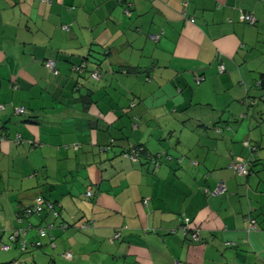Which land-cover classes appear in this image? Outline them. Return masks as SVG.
Masks as SVG:
<instances>
[{"label": "crops", "instance_id": "1", "mask_svg": "<svg viewBox=\"0 0 264 264\" xmlns=\"http://www.w3.org/2000/svg\"><path fill=\"white\" fill-rule=\"evenodd\" d=\"M262 75L264 0H0V264H264Z\"/></svg>", "mask_w": 264, "mask_h": 264}, {"label": "built area", "instance_id": "2", "mask_svg": "<svg viewBox=\"0 0 264 264\" xmlns=\"http://www.w3.org/2000/svg\"><path fill=\"white\" fill-rule=\"evenodd\" d=\"M42 2H46V3H49L51 2V0H41ZM131 5L132 3L131 2H127V12L129 13L130 12V9H131ZM184 16H186V11L183 13ZM245 20L250 22L251 24H254L256 22V19L253 15H246L245 16ZM191 21L194 22L195 20L193 18H191ZM154 39L158 40L159 37L158 36H153ZM48 66L49 67H54L55 66V62L54 61H49L48 62ZM224 66H221L220 67V70L221 71H224ZM81 70V68H78ZM98 77V75H96V78ZM17 113L19 114H22L24 113L26 110L24 107H19L17 110ZM125 156L130 158L132 161H139V157H140V150L139 149H133L132 152H128V153H125ZM235 169L241 173V174H244V175H247L248 174V168L247 166L243 163V161L241 160L240 162H237L235 165ZM226 190V187L224 185V183H220L219 186L216 188V190L214 191V195H219L221 193H223L224 191ZM88 197H92L93 194H92V191H88L87 194H86ZM145 204H148V200H145ZM45 205H47L48 209L50 211H52L53 213H55L56 216H58V212L56 211V208H55V205L50 202V203H45V201L39 197L38 198V201H37V204L33 207H30L28 209H26V213L31 215L33 213H38V214H41V212L44 210L45 208ZM189 219H185L184 221V229L186 230V227H188V223H189ZM186 223V225H185ZM252 223H254L252 221ZM64 226H67V225H64ZM82 228L85 229V228H88L90 227V223L89 222H84L82 223ZM253 226V224L251 225V227ZM40 233L42 236H46L47 234V231L45 229H40ZM120 236V234H117L115 236V238H118ZM14 238V237H13ZM40 245V244H38ZM11 246L7 245V244H4L2 246H0V251H8L10 250ZM67 258H71L72 257V254L71 253H66L65 255ZM11 264H22L20 261L18 260H15L13 261ZM174 264H181L179 261L175 262Z\"/></svg>", "mask_w": 264, "mask_h": 264}, {"label": "trees", "instance_id": "3", "mask_svg": "<svg viewBox=\"0 0 264 264\" xmlns=\"http://www.w3.org/2000/svg\"><path fill=\"white\" fill-rule=\"evenodd\" d=\"M246 15H248V14H246ZM185 17H187V13H186V16ZM194 19V18H193ZM191 20V19H190ZM195 20V19H194ZM196 21V20H195ZM195 21L194 22H192V23H195ZM245 22L246 23H248V24H251L250 22H248V21H246L245 20ZM255 24V23H254ZM251 25H253V24H251ZM221 66H224V65H221ZM220 66V67H221ZM225 69L226 68H224V71H225ZM202 79V76H199V77H197V82H200V80ZM260 86H262V88L264 89V75H262V77H261V81H260V84H259ZM252 102V101H251ZM248 103H250V102H248ZM25 108V107H24ZM26 110V109H25ZM27 111H25L24 113H22V114H25ZM21 114V115H22ZM2 138V136H0V139ZM133 149H139L140 150V157H139V161L141 160V158L142 157H144L146 154H145V151H144V148H143V146L142 145H137V146H135V147H133V148H131L130 150H128V151H126V153H128V152H132L133 151ZM252 150L254 151L255 150V147H253L252 146ZM254 153V152H253ZM148 157H150V156H148ZM151 158V157H150ZM130 159V158H129ZM254 158L253 159H250V161L249 162H245L244 160H243V163L247 166V168H248V174L247 175H249V173L251 172V169H250V165H252V163L254 162ZM139 161H136V162H139ZM135 162V161H134ZM219 186V185H218ZM216 190V189H215ZM215 190H213V192L215 191ZM224 193V192H223ZM223 193H221V194H223ZM221 194H219V195H221ZM44 201H45V203L47 202V203H50L51 201H49V200H47V199H45V197L43 198V197H41ZM45 210H48V209H46V207L44 208ZM50 211V210H49ZM189 219L190 221H189V223H188V227H186V230L184 229V221H185V219ZM252 221L254 222V223H252ZM178 222H179V230L180 231H182V233L184 234V236L186 237V238H188V239H190L191 241H198L199 239H200V234H199V232H197L196 230H194V228L192 227V221H191V218H189L188 216H185V215H181L180 216V218H179V220H178ZM253 224V226L251 227V225ZM185 225H186V223H185ZM256 227V219L255 218H250V229H253V228H255ZM117 234H120L119 232H117L116 233V235ZM115 235V236H116ZM120 237V236H119ZM118 237V238H119ZM118 238H116V239H118ZM15 261V260H14ZM13 262V261H12ZM11 262V263H12ZM180 263H181V261H179ZM10 263V264H11ZM182 264V263H181Z\"/></svg>", "mask_w": 264, "mask_h": 264}]
</instances>
